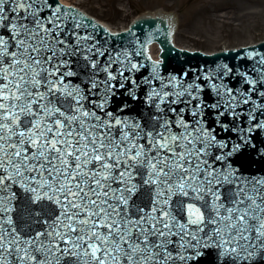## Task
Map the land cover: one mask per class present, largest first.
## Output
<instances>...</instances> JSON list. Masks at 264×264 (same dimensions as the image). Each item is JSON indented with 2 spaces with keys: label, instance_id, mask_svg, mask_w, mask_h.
<instances>
[{
  "label": "snow or ice",
  "instance_id": "obj_1",
  "mask_svg": "<svg viewBox=\"0 0 264 264\" xmlns=\"http://www.w3.org/2000/svg\"><path fill=\"white\" fill-rule=\"evenodd\" d=\"M96 27L58 0H0V264H189L203 248L220 264L264 259V178L227 164L217 131H237L227 118L241 105L249 132L264 127L250 95L264 98V56L239 98L213 83L211 104L153 66L158 114L141 124L106 107L140 85L124 75L137 69L129 52L101 46Z\"/></svg>",
  "mask_w": 264,
  "mask_h": 264
},
{
  "label": "water",
  "instance_id": "obj_2",
  "mask_svg": "<svg viewBox=\"0 0 264 264\" xmlns=\"http://www.w3.org/2000/svg\"><path fill=\"white\" fill-rule=\"evenodd\" d=\"M58 3L60 4L59 0ZM62 4H60L62 7L74 9L97 26L94 34L101 46L113 54L127 51L130 54L131 63L137 64V69L130 72L125 71L124 75L139 83L140 87L136 88L135 85L125 82V88L114 89L115 95L110 97L106 107L109 111L121 116L126 115L131 119L138 120L141 124H151L153 122L152 117L158 114L147 100L151 85L145 83V78H150L153 75V66H156V73L165 82L176 77L177 83L182 81L188 84L195 81V83L202 85L203 90L200 92V96L206 103L211 104L215 100V93L211 86L213 83L223 84L226 88L233 89L239 98V93L250 87L244 82L245 77L242 74L247 72L254 76L255 74L251 72V69L256 61L264 56V39L255 42L262 41L255 45L247 47L239 45L241 48H226L230 50L213 54L180 49L173 43V27L169 23L170 15L168 14H157L156 17L158 18H141L135 21L128 30L114 34L110 28L112 32L107 29L108 27H104V24L101 25L78 8ZM89 30L92 31V29ZM154 43L161 48V61L153 60L148 53V46ZM158 51L157 45L150 47V54L153 58L158 57ZM137 52L140 54L137 55ZM101 60L103 61V58ZM225 65L227 68H224ZM117 67L120 65H113L114 69ZM227 69H232V71L229 72ZM76 71L81 74V78L86 74V70L83 68H76ZM221 74H223V79H218L217 77ZM197 77L201 79L197 80ZM208 77L211 79H207ZM161 80H155L153 84L159 85ZM130 86L135 91V98L126 91ZM250 95L254 103L264 104V98L258 97L256 93ZM249 107L251 106L241 105L240 108L236 109L237 112L241 113L240 115L227 118L231 121L229 127H235L237 131L223 132L218 127L217 131L220 132L219 138L225 139L228 143V147L223 151H232L226 163L230 164L242 176L264 178V127L252 128L250 132L248 131L249 126L255 121L249 120L247 112L242 111V109ZM254 114L259 121L264 122V115L261 114V110L257 109ZM203 115L208 126L211 127L215 124V110L206 109ZM221 119L225 118L221 117ZM237 145H239L238 148L235 147ZM199 251L202 254L194 257L189 261V264H220L216 249L203 248ZM255 264H264V259L257 257Z\"/></svg>",
  "mask_w": 264,
  "mask_h": 264
},
{
  "label": "rangeland",
  "instance_id": "obj_3",
  "mask_svg": "<svg viewBox=\"0 0 264 264\" xmlns=\"http://www.w3.org/2000/svg\"><path fill=\"white\" fill-rule=\"evenodd\" d=\"M114 29L127 27L140 15L173 13L174 42L180 47L217 52L264 39V0H68ZM128 6L127 10L123 9Z\"/></svg>",
  "mask_w": 264,
  "mask_h": 264
},
{
  "label": "bare ground",
  "instance_id": "obj_4",
  "mask_svg": "<svg viewBox=\"0 0 264 264\" xmlns=\"http://www.w3.org/2000/svg\"><path fill=\"white\" fill-rule=\"evenodd\" d=\"M59 1L61 3H63L64 5H66V6H71V5H69V1L68 0H59ZM214 2L216 3V6H219V7H226L228 5V3H223V2H221L219 0H216ZM127 7L128 6H124L123 9L127 10ZM157 14H166V13H164L163 11H157V12H154V13H151V14H148V15L156 17ZM102 24H104V26L110 28L113 32L116 30V29L112 28L110 25H108V24H106L104 22H102ZM183 48H186V47H183Z\"/></svg>",
  "mask_w": 264,
  "mask_h": 264
}]
</instances>
